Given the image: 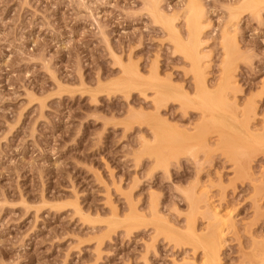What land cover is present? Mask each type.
Masks as SVG:
<instances>
[{"label": "rangeland", "instance_id": "obj_1", "mask_svg": "<svg viewBox=\"0 0 264 264\" xmlns=\"http://www.w3.org/2000/svg\"><path fill=\"white\" fill-rule=\"evenodd\" d=\"M199 1L231 119L201 115L168 35L188 0H0V264L264 262V4Z\"/></svg>", "mask_w": 264, "mask_h": 264}, {"label": "bare ground", "instance_id": "obj_2", "mask_svg": "<svg viewBox=\"0 0 264 264\" xmlns=\"http://www.w3.org/2000/svg\"><path fill=\"white\" fill-rule=\"evenodd\" d=\"M189 2H188V5L186 6L187 7V9L189 8V11H188V16H187V22H186V30H187V39H183V37H181L182 35H181V33H180V31L179 30H177L176 29V27L173 25V23H172V21L174 20V19H172L171 21H169L168 23H166L165 25H166V28H167V31H168V33H170V34H168V35H170V37H172V39H173V44H174V46H175V49H177L178 51H180L181 53H182V55L184 56V57H186V59L185 60H188L189 62H190V65H191V67L192 68H190V69H192L193 70V72L195 73V76H196V80L198 81V83H197V85H195L194 87H196L197 86V92H200L199 93V97L195 100L196 102L195 103H197V105L198 106H200L201 107V111L202 112H200V113H203V114H201L203 117L205 116H208V115H212L211 117H214L215 119H216V117L217 118H229V119H231L232 117H231V114L229 113V112H227V111H224L223 109H221V110H219V107L220 106H224L225 105V102H224V99H225V96H226V91H229L228 90V88L230 87V85H231V82H232V74H233V71H232V67H231V65H230V58H229V64L225 67V69L223 70L224 72H222L223 74V77L221 76V78L219 79L220 81H218V82H220V83H218V84H216V88L215 89H213L214 91H210L209 90V88H208V86L206 85V81H207V78H206V81H205V79L202 77V68H201V61H202V59L205 57V53H204V55L202 54V52H201V40H200V38H201V35H203V33H204V31L208 28V24H206L205 22H204V10H203V7H202V4H200L201 2L199 1V0H188ZM262 4H264V0H242L240 3H239V5L237 6V7H235V11H233V12H236V14L237 13H239L241 10L243 11V9L245 10V9H252V10H255L256 8H259V6L260 5H262ZM154 8H155V6H154ZM155 9H157V8H155ZM232 9V8H231ZM185 10V9H184ZM241 11V12H242ZM155 12V11H154ZM157 13L159 14V12L158 11H156V15H157ZM258 13V12H257ZM186 14H187V12H186ZM235 14V13H234ZM160 15V14H159ZM156 17H158V16H156ZM160 17L162 18L163 16H161L160 15ZM171 18V17H170ZM170 18H168L169 20H170ZM166 19V18H165ZM168 19H166V20H168ZM232 19V18H231ZM175 21V20H174ZM226 30V29H225ZM183 34V33H182ZM204 36V35H203ZM230 35H229V33L227 32V31H225L223 34H222V37H221V45H222V47L224 48V49H226V51L228 50V49H230L234 44H235V37L232 39V38H230L229 37ZM209 38V37H208ZM202 39V38H201ZM236 46V45H235ZM130 48V47H129ZM176 50V51H177ZM229 52H231V51H229ZM236 52V51H235ZM131 53V52H130ZM227 53V52H226ZM176 54V53H175ZM180 54V53H179ZM136 55V54H135ZM226 55H228V54H226ZM231 55V54H230ZM229 55V56H230ZM174 56V55H173ZM225 57H227V56H225ZM227 60V59H226ZM122 62V61H121ZM120 62V63H121ZM133 64V63H132ZM138 64V63H137ZM203 64V63H202ZM226 64V63H225ZM224 64V65H225ZM124 64H122V66H123ZM157 65V64H156ZM121 66V67H122ZM236 66V65H235ZM128 67V66H127ZM133 67H135V66H133ZM132 67V68H133ZM124 68V66L122 67V69ZM143 68V67H142ZM204 68V67H203ZM124 69H126V68H124ZM130 69V68H129ZM128 69V70H129ZM138 69V68H137ZM137 69L135 68L134 70H135V72H132V73H134V75L132 76L131 74V76H132V78H128L129 76L128 75H126L127 77H124L123 79H125V80H123L121 83L124 85V87L126 86V84H128V85H130V86H133V89H135L134 87L136 86V85H138V82H139V80L138 79H140L141 80V77H139V75H138V72L139 71H137ZM153 69V68H152ZM126 71L125 73L126 74H128L131 70H129V71ZM124 71V70H123ZM151 71V70H150ZM192 72V73H193ZM152 73V72H151ZM204 73V72H203ZM158 74V73H157ZM157 74H149L150 76L148 77V78H146V79H144V80H146V81H148L150 84H148V85H151L150 86V88L152 87V88H156L157 89V91H155V92H157V93H159V92H162V93H164V95H166V94H168L169 92H167V89H168V87H169V84H168V87L166 86V85H164L163 83H161V84H158V82L157 83H154L155 81H158L157 79H158V76H157ZM125 75V74H124ZM155 75V76H154ZM193 75V74H192ZM141 76V75H140ZM234 76V75H233ZM194 77V76H193ZM143 78V77H142ZM153 78H155V80H154V82H153ZM178 79H180V78H178ZM191 79H192V77H191ZM152 80V81H151ZM119 81H121L120 79H119ZM141 81H143V79L141 80ZM161 81H163V80H161ZM209 81V80H208ZM160 82V81H159ZM193 82V81H192ZM144 83H146V82H144ZM196 83V82H195ZM236 83V82H235ZM139 84H140V82H139ZM146 84V85H147ZM232 84H234V83H232ZM120 85V84H119ZM118 85V86H119ZM171 85H173V83L171 84ZM129 86V87H130ZM189 86V85H188ZM215 86V85H214ZM234 86V85H233ZM124 87L122 86V88L124 89ZM127 87V86H126ZM138 87V86H137ZM140 87H142V82H141V86ZM171 87V86H170ZM193 87V88H194ZM144 88H146V87H144ZM176 88V87H175ZM181 88V87H180ZM192 88V87H191ZM234 88V87H233ZM139 89V88H138ZM141 89V88H140ZM182 89V88H181ZM125 90V92H126V89H124ZM128 90H130V89H128ZM127 90V91H128ZM146 90V89H145ZM148 91H149V89H147ZM171 90V89H170ZM118 91V90H117ZM120 91V90H119ZM118 91V92H119ZM121 91H123V90H121ZM120 91V92H121ZM132 90H130V92H131ZM134 91V90H133ZM136 91V90H135ZM142 92V91H144V89L143 90H138V92ZM174 91H176L175 89L173 90L172 89V91L171 92H173V93H175ZM180 92V91H179ZM185 92V91H184ZM196 92V91H195ZM226 92V93H225ZM121 93H123V92H121ZM120 93V94H121ZM234 93V92H233ZM131 94V93H130ZM171 94V93H170ZM180 94H183V93H180ZM186 94V93H185ZM197 94V93H196ZM125 95V94H124ZM156 95V94H155ZM162 95V94H161ZM161 95H160V97H161ZM163 95V96H164ZM173 95V94H172ZM176 95V94H175ZM179 95V94H178ZM184 95V94H183ZM187 95V94H186ZM230 95V94H229ZM158 96V95H157ZM162 96V97H163ZM193 96V98H194V95H192ZM228 96V95H227ZM144 97V96H143ZM171 97V96H170ZM177 98H178V96H176ZM175 97V98H176ZM185 97V96H184ZM234 97V96H233ZM166 98H168V97H166ZM187 98V97H186ZM172 98H170V100H171ZM181 99V98H180ZM156 100V99H155ZM161 100V99H160ZM169 99H167V101H168ZM194 100V99H193ZM182 101H184L183 99H182ZM187 102H189V99L187 98V100H186ZM226 101H228V100H226ZM250 101V100H249ZM249 101L246 103L247 105H248V103H249ZM156 102V101H155ZM172 102V101H171ZM170 102V103H171ZM179 102V101H178ZM158 103V102H157ZM167 103V102H166ZM255 103V102H254ZM156 104V103H155ZM172 104V103H171ZM187 103L185 102V104L184 105H186ZM252 104H253V102H252ZM163 105V104H162ZM165 105V104H164ZM234 105V104H233ZM251 105V104H250ZM159 106H161V105H159ZM167 106V105H166ZM189 105H187V107H188ZM194 106V105H193ZM192 106V107H193ZM196 106V105H195ZM198 106H196V107H198ZM253 106V105H252ZM251 106V107H252ZM170 107V106H169ZM182 107H184V106H182ZM247 107V106H246ZM245 107V108H246ZM250 107V106H249ZM250 107V108H251ZM254 107H255V105H254ZM154 108V107H153ZM185 108V107H184ZM190 108V107H189ZM199 108V107H198ZM212 108V109H211ZM250 108H249V110H250ZM253 108V107H252ZM256 108V107H255ZM160 109V108H159ZM188 109V108H187ZM197 109V108H196ZM254 109V108H253ZM161 110V109H160ZM199 110V109H198ZM244 111V110H243ZM159 112V111H158ZM245 113H247V112H245ZM238 115V114H237ZM248 115V114H247ZM202 116H201V118H202ZM242 116V115H241ZM214 118H212V119H214ZM210 119V118H209ZM247 119H248V117H247ZM216 120H218V119H216ZM215 120V121H216ZM157 128V127H156ZM165 128V127H164ZM155 129V128H154ZM178 129V128H177ZM160 131V130H159ZM176 131V130H175ZM161 132V131H160ZM170 133V132H169ZM157 134V133H156ZM185 134V133H184ZM159 135V134H158ZM157 135V136H158ZM161 135V134H160ZM179 135V134H178ZM188 135V134H187ZM163 136V135H162ZM166 137L168 136L167 134L165 135ZM159 137V136H158ZM161 138V137H160ZM180 140V139H179ZM214 209V208H213ZM213 216V215H212ZM216 220V219H215ZM222 223V222H221ZM221 229V228H220ZM222 230V229H221ZM220 234H221V232L219 231V230H217ZM217 235V234H216ZM222 235V234H221ZM218 237H219V235H218ZM221 237V236H220ZM219 239V238H218ZM221 239V238H220ZM220 242V241H219ZM221 243H219V245H220ZM207 246H208V244H207ZM207 248V247H206ZM221 248V247H220ZM210 250V249H209ZM206 251V250H205ZM220 251V250H219ZM207 252V251H206ZM210 252V251H209ZM212 253V252H211ZM210 255V254H209ZM215 255H217L216 253H215ZM204 256H205V254H204ZM212 256H213V253H212ZM219 256V255H218ZM260 256V255H259ZM216 257V256H215ZM215 257H213V258H215ZM205 258V257H204ZM217 258V257H216ZM218 260V259H217ZM262 261H264V256H263V260L261 259V262ZM213 262V261H212ZM214 262H217V261H215L214 260ZM258 262V261H257ZM256 263V262H255ZM262 263H264V262H262ZM261 263V264H262ZM204 264V263H203ZM212 264H214V263H212Z\"/></svg>", "mask_w": 264, "mask_h": 264}]
</instances>
